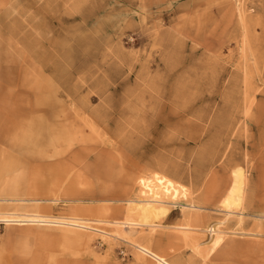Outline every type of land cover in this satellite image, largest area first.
I'll return each mask as SVG.
<instances>
[{
  "label": "rangeland",
  "instance_id": "1",
  "mask_svg": "<svg viewBox=\"0 0 264 264\" xmlns=\"http://www.w3.org/2000/svg\"><path fill=\"white\" fill-rule=\"evenodd\" d=\"M0 46V264H264V0H0ZM154 176L182 192L132 213Z\"/></svg>",
  "mask_w": 264,
  "mask_h": 264
},
{
  "label": "bare ground",
  "instance_id": "2",
  "mask_svg": "<svg viewBox=\"0 0 264 264\" xmlns=\"http://www.w3.org/2000/svg\"><path fill=\"white\" fill-rule=\"evenodd\" d=\"M2 50V47L0 46V51ZM48 54H50V53H48ZM263 60V59H262ZM259 62V61H258ZM262 62V61H261ZM261 65V64H260ZM260 67V66H259ZM261 70V69H260ZM41 73V72H40ZM259 74H260V72H259ZM191 75V74H190ZM195 75V74H194ZM201 75V74H200ZM255 75V74H254ZM257 75V74H256ZM199 76V75H198ZM197 76V77H198ZM260 76V75H259ZM179 77V76H178ZM194 77V76H193ZM254 77H256V76H254ZM253 77V78H254ZM261 77V76H260ZM185 78V77H184ZM192 77H189V79H191ZM195 78V77H194ZM197 79V78H196ZM188 80V79H187ZM186 80V81H187ZM192 80H193V78H192ZM191 80V81H192ZM195 80V79H194ZM203 80V79H202ZM37 81V80H36ZM177 81V80H176ZM185 81V80H184ZM190 81V82H191ZM208 81V80H207ZM261 81V80H260ZM179 82V81H178ZM209 82H210V80H209ZM256 82V81H255ZM36 83V82H35ZM57 83V81H55V80H53V84L51 85V88L52 87H54L55 86V84ZM186 83V82H185ZM189 83V82H188ZM192 83V82H191ZM199 83V82H198ZM263 83V82H262ZM195 84V83H194ZM207 84V83H206ZM175 85V84H174ZM192 85V84H191ZM196 85V84H195ZM261 85V84H260ZM35 86V85H34ZM177 86V85H176ZM186 86H187V84H186ZM190 86V85H189ZM197 86H200V85H198L197 84ZM204 86V85H203ZM207 86V85H206ZM252 86V85H251ZM26 87V86H25ZM178 87H179V85H178ZM184 87V86H183ZM192 87H193V85H192ZM201 87V86H200ZM24 88V87H23ZM32 88H34V87H32ZM176 88V87H175ZM181 87H179V89H180ZM185 88V87H184ZM184 88H182V89H184ZM188 88V87H187ZM197 88V87H196ZM254 88V87H253ZM261 88V87H260ZM177 89V88H176ZM198 89V88H197ZM254 89H256V88H254ZM30 90H31V87H30ZM201 90V89H200ZM199 90V91H200ZM248 90V89H247ZM257 90V89H256ZM255 90V91H256ZM32 91V90H31ZM176 92H178L177 90H175ZM182 91V90H181ZM185 92H186V90H184ZM183 91V92H184ZM196 91V90H195ZM194 91V92H195ZM255 91H254V93H255ZM258 91V90H257ZM256 91V92H257ZM36 92V91H35ZM50 93H51V91H49ZM179 92H180V90H179ZM183 92H182V94H183ZM184 92V93H185ZM202 92V91H201ZM245 93V92H244ZM251 93V92H250ZM253 93V94H254ZM175 94V93H174ZM178 94V93H177ZM197 94H199V93H197ZM201 94V93H200ZM248 94V93H247ZM184 95V94H183ZM182 95V96H183ZM249 95V94H248ZM247 95V96H248ZM254 95H256V94H254ZM194 96H196V94H194ZM197 97H198V95H197ZM253 97V96H252ZM259 97H261V96H259ZM35 98V97H34ZM175 98V97H174ZM178 98H179V96H178ZM194 98V97H193ZM189 99V98H188ZM250 100L252 99V98H249ZM253 99L255 100V98L253 97ZM252 99V100H253ZM190 100H191V98H190ZM192 100H194V99H192ZM261 100H262V98H261ZM180 101V100H179ZM243 101H245V100H243ZM242 101V102H243ZM248 101V100H247ZM182 102V101H181ZM193 102V101H192ZM262 102V101H261ZM252 103V102H251ZM251 103H250V105H251ZM260 103V102H259ZM258 103V104H259ZM175 104V103H174ZM178 104V103H177ZM182 104H184L183 102L181 103V105H180V107L182 106ZM243 104V103H242ZM249 104V103H248ZM253 104V103H252ZM22 105V104H21ZM30 105L31 106H44V105H48V106H52V107H54V108H56L57 110H58V108H60V106H61V104L60 103H58V100L56 99V96H54V95H51V96H39L38 95V97L34 100V101H31L30 102ZM176 105V104H175ZM187 105V104H186ZM191 105H193V104H191ZM255 106V105H254ZM260 106V105H259ZM24 107H25V105H24ZM176 107V106H175ZM179 107V106H178ZM179 107V108H180ZM187 107V106H186ZM251 107V106H250ZM249 107V108H250ZM248 107H247V109H249ZM255 108V107H254ZM258 108V107H257ZM260 108V107H259ZM20 109V108H19ZM177 109V108H176ZM187 108H185L184 110H186ZM180 110H183V108H181ZM260 110V109H259ZM258 110V111H259ZM22 111V110H21ZM178 111H179V109H178ZM260 112V111H259ZM209 115V114H208ZM249 115V114H248ZM248 115H247V117H248ZM250 115H252V114H250ZM178 116V115H177ZM211 116V115H210ZM253 116V115H252ZM231 117V116H230ZM254 117V116H253ZM200 118V117H199ZM214 118V117H213ZM217 118V117H216ZM227 118V117H226ZM250 118V117H249ZM257 118V117H256ZM255 118V119H256ZM250 119H252V118H250ZM200 120V119H199ZM210 121V120H209ZM210 124V123H209ZM241 124H242V122H241ZM255 125V124H254ZM208 126V125H207ZM240 126V125H239ZM238 126V127H239ZM244 126V125H243ZM246 127V126H245ZM256 127H257V125H256ZM260 127V126H259ZM258 127V128H259ZM209 128V127H208ZM214 128H216V127H214ZM246 130V129H245ZM218 134V133H217ZM179 135V134H178ZM177 136V135H176ZM248 139V138H247ZM251 141V140H250ZM249 141V142H250ZM254 149V148H253ZM258 150V149H257ZM245 152H246V150H245ZM256 152V151H255ZM75 153V152H74ZM262 153V152H261ZM87 155V154H86ZM254 155V154H253ZM77 156V155H76ZM79 156V155H78ZM78 156H77V158H78ZM216 156V155H215ZM74 157V156H73ZM257 157V156H256ZM76 158V159H77ZM83 158V157H82ZM208 161V160H207ZM254 162V161H253ZM200 163V162H199ZM201 163H203V162H201ZM206 164V163H205ZM222 164H224V163H222ZM177 165V164H176ZM204 165V164H203ZM178 166V165H177ZM204 166H206V165H204ZM226 168V167H225ZM262 168H263V166H262ZM178 169V168H177ZM205 169V168H204ZM207 169V168H206ZM229 171V170H228ZM174 172H177V171H174ZM179 173V172H178ZM180 174V173H179ZM202 175V174H201ZM152 178V179H151ZM236 178V176L234 177V179ZM151 179V180H150ZM180 179V178H179ZM204 179H205V176H204ZM176 180V179H175ZM237 180V179H236ZM236 180H235V183H236ZM203 182V181H202ZM239 180H238V183H237V186L235 187V189H234V187H233V189L234 190H232V193L226 198V200L224 201V203H225V206L226 207H229V208H227L225 211H226V213L227 214H235L237 211H235V209H231L230 207H231V205L233 206V204H234V202H232V200L234 199V197H235V195L237 194V191L239 190V187H240V184H239ZM138 183H140V194H139V196H137V198H131V199H129V200H127V202L129 203V204H132V203H134L135 205L134 206H132L131 208H130V211L132 212V213H135V212H137V210H139V211H141V213L144 215L143 217H146V216H153V215H159L160 214V216L162 215L161 213H164L168 208L166 207L169 203H171L169 200L170 199H168V197L169 198H171V199H174L175 201H176V199H177V197L179 196V194H180V192H182V190H181V188H180V186L175 182V181H172V180H168V179H165L164 177H162V176H154V177H148V178H142V179H140L139 180V182ZM203 184V183H202ZM231 186H232V184H231ZM230 186V187H231ZM202 188V187H201ZM230 192V191H229ZM184 194H182V195H185L186 193L185 192H183ZM187 194H188V192H187ZM190 195V194H189ZM181 197V196H180ZM191 197V196H190ZM196 198V197H195ZM197 199V198H196ZM202 199V198H201ZM174 200H173V202H174ZM182 200V199H181ZM188 201H189V199H187ZM31 201V200H30ZM35 201V200H34ZM36 201H39V200H36ZM56 201V200H55ZM54 201V202H55ZM172 201V200H171ZM192 201V200H191ZM190 201V202H191ZM17 202V201H16ZM53 202V201H52ZM184 202V201H183ZM33 203V202H32ZM55 203H57V202H55ZM193 203H195V202H193ZM202 203V202H201ZM180 204V203H179ZM188 204H190V203H188ZM200 204V203H199ZM184 206V205H183ZM185 206H189V205H186L185 204ZM191 206H195V207H197L196 205H191ZM22 207V206H21ZM170 208V207H169ZM201 208V207H200ZM185 209V208H184ZM171 210V209H170ZM224 210V209H223ZM187 211V210H186ZM16 214V213H15ZM195 215H197V214H195ZM210 215V214H209ZM70 217V216H69ZM69 217H58V216H47V215H40V214H27L25 217H24V215L23 216H19V214H18V216L17 215H13V217H10V218H3L2 220L3 221H5V222H7V223H9V224H17V225H40V226H54V227H60V228H62V229H64V230H72V228H78V227H81V228H92L93 230H96L95 228H93L92 226H90V225H84V224H88V223H90V221H88V220H84V219H81V218H76V217H71V218H69ZM156 217V216H155ZM161 218V217H160ZM193 218H194V216H193ZM130 219H132V218H130ZM147 219L148 218H143L142 220H144V221H147ZM209 219H211V218H209ZM128 220V219H127ZM164 220H165V218H164ZM163 220V221H164ZM126 222V221H125ZM148 222V221H147ZM210 222V221H209ZM110 223V222H109ZM114 223H116V224H122V222H120V221H115ZM124 223V222H123ZM126 223H129V224H131L130 222H126ZM136 224H137V222H135ZM145 223V222H144ZM143 223V224H144ZM153 223V222H152ZM135 224V225H136ZM140 224V223H139ZM142 224V223H141ZM142 224V225H143ZM134 225V224H133ZM153 226V225H152ZM132 227V226H131ZM208 227H210V226H208ZM133 228V227H132ZM135 228V227H134ZM192 228V227H191ZM214 228V227H213ZM213 228H211V229H213ZM222 228V227H221ZM119 229V228H118ZM137 229V228H136ZM144 229V228H143ZM149 229V228H148ZM210 229V230H211ZM216 229L217 228H214L213 229V237H212V240L214 241V244H213V246H212V249H213V247L215 248L217 245H219L220 243H221V241L223 240V236H222V234L219 232V231H216ZM99 230V229H98ZM130 230H132V231H130V233L131 234H133L136 230H133V229H130ZM198 230H200V229H198ZM13 231V230H12ZM153 231V230H152ZM193 231V230H192ZM196 231V230H195ZM205 231V230H204ZM207 231V230H206ZM146 232H148V230H146ZM150 232H151V229H150ZM188 232H190L189 230H188ZM226 232V231H225ZM136 234H137V232H135ZM139 233V232H138ZM144 232H142L141 234H143ZM153 233V232H152ZM196 233V232H195ZM204 233V232H203ZM13 234H19V232H17V231H13ZM22 234V233H21ZM197 234V233H196ZM207 234H209V233H207ZM211 234V233H210ZM235 234V233H234ZM240 234V233H239ZM128 235V234H127ZM153 235V234H152ZM151 235V236H152ZM199 235V234H198ZM139 236V235H138ZM195 236H197V235H195ZM201 236V235H200ZM147 237H149V236H147ZM193 237H194V235H193ZM208 237H209V235H208ZM136 238H137V236H136ZM198 238V237H197ZM138 239V238H137ZM141 239V238H140ZM129 241V240H128ZM149 241H152V240H149ZM130 242H132V241H130ZM144 242V241H143ZM133 243V242H132ZM141 244L140 245H138L137 243V248L142 252V253H145L146 255H149V256H151L152 258H154V259H156L160 264H172L171 262H169L165 257H163L162 255H160V254H158V253H156L150 246H148L147 244L145 245V243L144 244H142V241L140 242ZM148 243V242H147ZM151 245V244H150ZM193 245V247H194V244H192ZM132 247V246H131ZM135 248V247H134ZM133 249V248H132ZM196 250V249H195ZM157 251V250H156ZM212 251V250H211ZM137 253V252H136ZM139 253V252H138ZM137 253V256L138 257H141V258H144V254H142V253H139L138 254ZM201 253V252H200ZM137 257V258H138ZM139 260V259H138ZM140 262H141V260H140ZM144 263V262H143Z\"/></svg>",
  "mask_w": 264,
  "mask_h": 264
}]
</instances>
